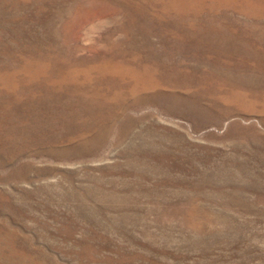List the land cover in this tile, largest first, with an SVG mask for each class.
<instances>
[{
  "label": "rangeland",
  "instance_id": "obj_1",
  "mask_svg": "<svg viewBox=\"0 0 264 264\" xmlns=\"http://www.w3.org/2000/svg\"><path fill=\"white\" fill-rule=\"evenodd\" d=\"M0 264H264V0H0Z\"/></svg>",
  "mask_w": 264,
  "mask_h": 264
}]
</instances>
